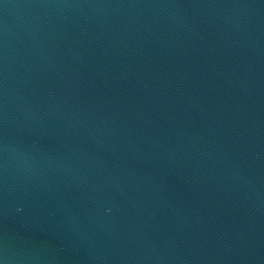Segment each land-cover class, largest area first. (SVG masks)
<instances>
[{
	"label": "water",
	"instance_id": "obj_1",
	"mask_svg": "<svg viewBox=\"0 0 264 264\" xmlns=\"http://www.w3.org/2000/svg\"><path fill=\"white\" fill-rule=\"evenodd\" d=\"M0 264H264V0H0Z\"/></svg>",
	"mask_w": 264,
	"mask_h": 264
}]
</instances>
